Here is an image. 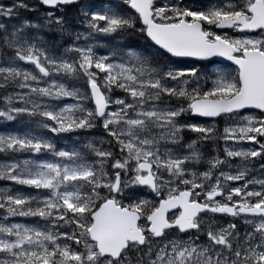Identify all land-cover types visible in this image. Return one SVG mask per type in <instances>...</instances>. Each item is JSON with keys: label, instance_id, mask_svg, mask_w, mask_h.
I'll return each mask as SVG.
<instances>
[{"label": "snow or ice", "instance_id": "6c2138e0", "mask_svg": "<svg viewBox=\"0 0 264 264\" xmlns=\"http://www.w3.org/2000/svg\"><path fill=\"white\" fill-rule=\"evenodd\" d=\"M0 182V264H264V0H0Z\"/></svg>", "mask_w": 264, "mask_h": 264}, {"label": "rangeland", "instance_id": "374dc122", "mask_svg": "<svg viewBox=\"0 0 264 264\" xmlns=\"http://www.w3.org/2000/svg\"><path fill=\"white\" fill-rule=\"evenodd\" d=\"M4 2L7 3L8 0H4ZM25 14H26V13L22 12V15H25ZM98 51L102 52L103 50H98ZM228 143L230 144L231 142H228ZM223 144H224V142L221 141V142H220V155H221V158H223ZM60 146H62V145H59L58 147H60ZM257 167H258V166H257ZM256 174L258 175V173H256Z\"/></svg>", "mask_w": 264, "mask_h": 264}, {"label": "trees", "instance_id": "16d2710c", "mask_svg": "<svg viewBox=\"0 0 264 264\" xmlns=\"http://www.w3.org/2000/svg\"><path fill=\"white\" fill-rule=\"evenodd\" d=\"M25 15L31 17L32 14H30V13H26ZM58 146H59V145H58ZM2 185H3V182H0V186H2Z\"/></svg>", "mask_w": 264, "mask_h": 264}]
</instances>
